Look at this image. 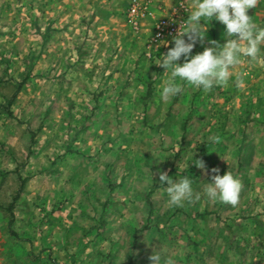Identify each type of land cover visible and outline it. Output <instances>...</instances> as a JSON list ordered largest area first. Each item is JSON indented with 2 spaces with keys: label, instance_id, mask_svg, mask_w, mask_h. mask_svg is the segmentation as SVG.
Here are the masks:
<instances>
[{
  "label": "rangeland",
  "instance_id": "obj_1",
  "mask_svg": "<svg viewBox=\"0 0 264 264\" xmlns=\"http://www.w3.org/2000/svg\"><path fill=\"white\" fill-rule=\"evenodd\" d=\"M130 1L0 0V264H264V64L163 101L173 45L130 27ZM212 169L237 205L207 198ZM160 172L200 199L170 207Z\"/></svg>",
  "mask_w": 264,
  "mask_h": 264
},
{
  "label": "clouds",
  "instance_id": "obj_2",
  "mask_svg": "<svg viewBox=\"0 0 264 264\" xmlns=\"http://www.w3.org/2000/svg\"><path fill=\"white\" fill-rule=\"evenodd\" d=\"M257 3L258 0H191L188 18L172 37L173 47L155 59V64L164 69L162 77H167L160 90L163 101L181 94L184 85L205 93L215 87L227 86L233 69L244 61L264 64V26L248 15V10L255 8ZM212 21L223 26L224 43L209 41L210 47L193 55L196 44L205 40ZM163 43L167 46L168 41ZM182 57L184 62L180 64L178 61ZM245 76L244 73L236 74V87H246ZM215 142H219V137L215 138ZM191 161L187 167L204 168L203 162L193 160V154ZM212 172L216 174L211 177V183H203L207 198L212 202L237 205L242 190L241 181L230 171L223 176L219 175L218 169H212ZM158 176L170 207H182L200 199V193L193 188V179L187 175L175 182L164 172L158 173ZM149 260L152 264H161L159 254L152 253ZM164 264H176V261L169 258Z\"/></svg>",
  "mask_w": 264,
  "mask_h": 264
},
{
  "label": "built area",
  "instance_id": "obj_3",
  "mask_svg": "<svg viewBox=\"0 0 264 264\" xmlns=\"http://www.w3.org/2000/svg\"><path fill=\"white\" fill-rule=\"evenodd\" d=\"M168 0H131L125 10V19L130 27L137 31L143 21H152L151 43L159 44L171 41L179 31L181 23L188 17L189 0H173L171 6H167ZM264 2V0H258ZM167 6L164 12V7ZM159 12L161 15H156Z\"/></svg>",
  "mask_w": 264,
  "mask_h": 264
},
{
  "label": "crops",
  "instance_id": "obj_4",
  "mask_svg": "<svg viewBox=\"0 0 264 264\" xmlns=\"http://www.w3.org/2000/svg\"><path fill=\"white\" fill-rule=\"evenodd\" d=\"M190 3H191V0H189L188 6L190 5ZM172 4H173V0H168L166 2L167 6H171ZM167 6L164 7V9H165L164 12L166 11ZM189 11H190V8H189ZM156 15L158 16V15H161V14H159V12H157ZM248 15L253 18L254 22H256L259 25L264 26V2H258L255 8L249 9L248 10ZM143 24L145 26L150 27V29H149V32H150L149 33V37H150L149 41H145L146 43L148 42V45L150 46L152 44L151 43V36H152V26L151 25H152V21L150 19H148V20L143 21Z\"/></svg>",
  "mask_w": 264,
  "mask_h": 264
},
{
  "label": "trees",
  "instance_id": "obj_5",
  "mask_svg": "<svg viewBox=\"0 0 264 264\" xmlns=\"http://www.w3.org/2000/svg\"><path fill=\"white\" fill-rule=\"evenodd\" d=\"M12 209H13V204L9 205V206L6 208V211H7L8 213H10L11 217L13 216V215H12ZM11 224H12V220L9 221L8 225L10 226ZM11 235L15 236L14 233H11Z\"/></svg>",
  "mask_w": 264,
  "mask_h": 264
}]
</instances>
